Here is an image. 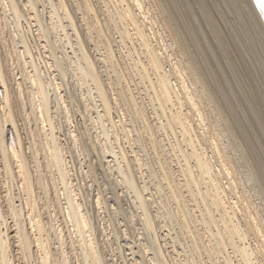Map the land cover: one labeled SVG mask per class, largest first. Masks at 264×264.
Masks as SVG:
<instances>
[{
	"label": "bare ground",
	"instance_id": "6f19581e",
	"mask_svg": "<svg viewBox=\"0 0 264 264\" xmlns=\"http://www.w3.org/2000/svg\"><path fill=\"white\" fill-rule=\"evenodd\" d=\"M243 2L0 0V264H264V15Z\"/></svg>",
	"mask_w": 264,
	"mask_h": 264
},
{
	"label": "rangeland",
	"instance_id": "374dc122",
	"mask_svg": "<svg viewBox=\"0 0 264 264\" xmlns=\"http://www.w3.org/2000/svg\"><path fill=\"white\" fill-rule=\"evenodd\" d=\"M48 15H49V14H47V16H48ZM45 19H46V17H45ZM47 19H48V18H47ZM68 31H69V33H72V30H68ZM56 40H57V39H56ZM59 41H60V40H58V43H57L58 47H59V44H60ZM91 47H93V45H91ZM59 48H60V47H59ZM68 49H69V50H68ZM68 49H67L68 51H71L70 48H68ZM94 53L96 54L97 51H95ZM62 54H63V55H62ZM69 54H70L71 56H74V55H75V54L72 53V52H70ZM59 55H62V56L64 57V60H65V62H66L64 65L68 68V69H67V68L64 66L65 69H66V72H67L68 80L73 81V82L69 81V85H70V86L72 85V89L75 90V89H77V86H78V84H77V83H78V81H77L78 79L76 78V76H73V75H74L73 70H72V69H73V65H72V66L69 65V63H70V61H71V58L67 57L66 54H65L64 52H62V51H61V54L59 53ZM64 55H65V56H64ZM98 57H99V56H98ZM73 59H75V56H74ZM67 63H68V64H67ZM102 64L104 65V63H102ZM67 65H69L71 71H70V69H69V67H68ZM11 67H12V66H11ZM71 67H72V68H71ZM20 69H21V68H20ZM16 71H17V70H16ZM20 71H21V70L18 69V75H17L18 78H20V77L22 76V74H21ZM68 71H70V72H68ZM19 72H20V73H19ZM69 73H70L71 75H70ZM72 73H73V74H72ZM20 74H21V75H20ZM19 75H20V76H19ZM68 75H70V76H68ZM22 77H23V76H22ZM72 78H73V79H72ZM106 78H107V77H106ZM113 78H114V77H113ZM136 78H137V76H136ZM84 79L86 80V77H85ZM21 80H22V78H21ZM74 80H75L76 82H75ZM85 80H83V84H84L85 82L87 83V81H88L89 79H87L86 81H85ZM19 81H20V79H19ZM61 81H62V79H61V80L59 79V82H61ZM84 81H85V82H84ZM63 83H64V84H67L66 80L63 81ZM86 83H85V84H86ZM90 83H91V81H90V82L88 81V83H87L86 85L84 84L85 86L83 85L84 88L82 87V89H83L84 91H86V89L88 90V87H89L88 84H90ZM73 84H74V85H73ZM76 84H77V85H76ZM28 85H30V84H28ZM74 87H75V88H74ZM91 87H94V86L92 85ZM133 87H134V86H133ZM79 88H80V89H79ZM1 89H2V88H0V90H1ZM78 89H79V90H82L81 87H79V86H78ZM94 89H95V88H94ZM117 89L120 90V89H119V86L116 87V91H118ZM140 90H141V89H140ZM93 91H95V90H93ZM75 92H76V90H75ZM51 93H53V92H51ZM143 96H144V95H143ZM148 110H150V112H151V108H150V107H148ZM152 114H153V113H152ZM1 115H2V113L0 114V116H1ZM125 115L127 116V114H125ZM76 117H77V116H76ZM32 118H33V117H32ZM64 119H65V118H64ZM64 119H63V120H64ZM64 121H65V120H64ZM58 122H59V121H58ZM58 122H57V123H58ZM64 124L66 125V128H68L69 125H67V122H65ZM33 126H36V125L33 124ZM132 126H133V125H132ZM33 128H35V127H33ZM36 138H37V137H36ZM131 138L134 140V142L141 140V138H145V139H147V137H144V136H143L138 130H134V129H133V131L131 132ZM61 141L64 142V140H61ZM108 141H109V140H108ZM113 141H114V139H113ZM37 142H40V139H39V138H38ZM109 143H110V141L108 142V144H109ZM149 147H151L150 144H149ZM152 151H153V147H151V149H149L148 152H149V153H152ZM76 154H77V158L79 159V161H80V162L83 161V162H82L83 164H82V163H80V162L77 160V161L79 162V163H77V167L80 168L81 165H79V164H82V166H83L82 169L87 170L88 168L86 167V166H87V165H86V160H81L82 155L80 156V155L78 154L77 151L74 152V155H76ZM154 155L156 156V154H153L152 157H153ZM78 156H79V157H78ZM43 158H44V157H43ZM43 158H42V159H43ZM109 158H111V159H109ZM109 158H108L107 160H112V159H113V157H109ZM88 159H89V158H88ZM154 160H155V159H154ZM98 163H99V162H98ZM112 163H113V164L115 163L114 160H113ZM106 164H107V163H106ZM107 165H108V164H107ZM111 165H112V164H111ZM176 167H177V166H176ZM86 168H87V169H86ZM100 168H102V167H100ZM48 174H49V173H48ZM111 175H112V174H110V176H111ZM112 176H113V177H112ZM112 176H111V177L114 179V173H113ZM111 177H110V179H112ZM105 178H106V177H105ZM106 179H107V178H106ZM107 180H108V179H107ZM146 180H149V178H147ZM107 182H108V181H107ZM151 184H152V183L150 182L149 185L151 186ZM10 185H11V184H10ZM151 187H153V185H152ZM13 188L16 189L14 186H13ZM124 189H125V188H124ZM124 189H122V191L125 192L126 189H125V190H124ZM3 190H4V189H3ZM111 190H112V189H111ZM111 190H109L110 193L106 192V193L108 194L107 196H111V197H112V195L116 196V195L118 194V192H119V189H118V188H117V191L113 192V194H112V191H111ZM15 191H16V190H15ZM152 191H155V190H154V187H153ZM116 193H117V194H116ZM168 193H169V191H165V195L162 194L164 200H167V197H169V194H168ZM4 194H6V192H4L3 195H4ZM109 194H110V195H109ZM112 199H113V197H112ZM170 199H171V198H170ZM125 200H126V199H125ZM125 200H123V201L121 200V201H120V199H119V201H120V202H119L120 205H119V203L116 201V205H117V206L115 205L114 208H116V207H118V206L120 207L122 204L124 205V204L126 203ZM114 202H115V200H114L113 202H111V203H114ZM123 202H124V203H123ZM126 207H127L126 213H128V212H130V211H131V212L134 211L132 208H130V207L128 208V206L124 205V208H126ZM116 210L119 211L118 209H116ZM110 212H113V213H114L115 211H113L112 209H110ZM134 213L136 214V212H134ZM120 216L124 217V214H123V215L120 214ZM9 221H10V220H9ZM173 224H174V227L177 229V231H179V233H180V237L182 238V242L185 243L184 235H183L182 232L180 231V229H179V224H178V222H177L175 219H173ZM13 234H14V232H13ZM11 235H12V234H11ZM139 242H140V241H139ZM123 243H124V242H123ZM124 252H127V253L125 254L127 257H131V255H128L129 250H127V248H125ZM182 258H184V257H182ZM75 259H76V258H74V260H75ZM186 260H187V259H186ZM186 260H183L182 262H183V263H187ZM80 263L83 264V260H81V257H80ZM74 264H78V263L76 262V260L74 261Z\"/></svg>",
	"mask_w": 264,
	"mask_h": 264
},
{
	"label": "snow or ice",
	"instance_id": "6c2138e0",
	"mask_svg": "<svg viewBox=\"0 0 264 264\" xmlns=\"http://www.w3.org/2000/svg\"><path fill=\"white\" fill-rule=\"evenodd\" d=\"M254 6L255 8L259 9L261 15H264V0H254ZM236 7L240 8L242 11L246 9L247 10L253 9V5L248 4L246 0L243 3H238ZM253 14L255 13L253 12ZM262 119H264V113H262Z\"/></svg>",
	"mask_w": 264,
	"mask_h": 264
}]
</instances>
